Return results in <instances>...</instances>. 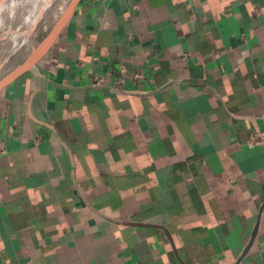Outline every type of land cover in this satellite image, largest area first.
I'll return each instance as SVG.
<instances>
[{
	"label": "crops",
	"instance_id": "0c3cea01",
	"mask_svg": "<svg viewBox=\"0 0 264 264\" xmlns=\"http://www.w3.org/2000/svg\"><path fill=\"white\" fill-rule=\"evenodd\" d=\"M257 133L264 0H78L0 89V264H264Z\"/></svg>",
	"mask_w": 264,
	"mask_h": 264
},
{
	"label": "rangeland",
	"instance_id": "374dc122",
	"mask_svg": "<svg viewBox=\"0 0 264 264\" xmlns=\"http://www.w3.org/2000/svg\"><path fill=\"white\" fill-rule=\"evenodd\" d=\"M73 2L18 0L14 11H3L0 25V82L42 55L44 48L59 33L69 17Z\"/></svg>",
	"mask_w": 264,
	"mask_h": 264
},
{
	"label": "bare ground",
	"instance_id": "6f19581e",
	"mask_svg": "<svg viewBox=\"0 0 264 264\" xmlns=\"http://www.w3.org/2000/svg\"><path fill=\"white\" fill-rule=\"evenodd\" d=\"M18 0H0V25L3 19V14L4 12H6L7 9L9 10H13L14 7H16L15 5L17 4ZM30 3V2H29ZM19 4V3H18ZM33 4V3H31ZM23 5V4H22ZM34 5V4H33ZM47 5V4H46ZM34 7V6H33ZM39 7V5H38ZM44 7V6H43ZM6 8V9H5ZM32 8V7H31ZM35 9V7H34ZM5 10V11H4ZM4 11V12H3ZM14 11V10H13ZM40 11V10H39ZM12 14V13H11ZM16 20V19H15ZM9 21V20H8ZM34 21V20H33ZM11 22V21H10ZM6 27V26H5ZM55 32V31H54ZM31 35V34H30ZM55 38V37H54ZM51 39V38H50ZM3 40V39H2ZM49 41V40H48ZM1 42V41H0ZM3 42V41H2ZM46 47V46H45ZM47 48V47H46ZM44 48V49H46ZM44 51V50H43ZM38 52V51H37ZM41 53V52H40ZM39 53V54H40ZM36 57V56H35ZM31 64V63H30Z\"/></svg>",
	"mask_w": 264,
	"mask_h": 264
},
{
	"label": "water",
	"instance_id": "95a60500",
	"mask_svg": "<svg viewBox=\"0 0 264 264\" xmlns=\"http://www.w3.org/2000/svg\"><path fill=\"white\" fill-rule=\"evenodd\" d=\"M78 0H74L71 9H70V13L72 12L74 6L76 5ZM48 40V39H47ZM51 40V39H50ZM49 40V41H50ZM46 42V41H45ZM35 62V60L32 61L31 64H33ZM31 64H26L25 66H23L22 68H20L19 70H17L16 72H14L13 74L9 75L7 78H5L2 82H0V89L5 86L9 81H11L13 78H15L18 74H20L23 70L27 69Z\"/></svg>",
	"mask_w": 264,
	"mask_h": 264
},
{
	"label": "built area",
	"instance_id": "2783aa9c",
	"mask_svg": "<svg viewBox=\"0 0 264 264\" xmlns=\"http://www.w3.org/2000/svg\"><path fill=\"white\" fill-rule=\"evenodd\" d=\"M142 76V74H140V73H137L136 74V77L138 78V77H141ZM116 83L119 85V86H123L124 85V79H119V80H117L116 81ZM263 139H264V137L260 134V133H257V134H255V136L251 139V143H254V144H260V143H262L263 142Z\"/></svg>",
	"mask_w": 264,
	"mask_h": 264
}]
</instances>
